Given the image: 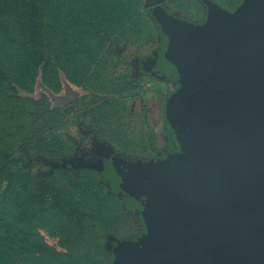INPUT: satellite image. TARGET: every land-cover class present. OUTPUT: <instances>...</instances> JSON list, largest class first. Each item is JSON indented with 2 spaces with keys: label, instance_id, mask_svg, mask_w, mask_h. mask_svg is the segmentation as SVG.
I'll return each instance as SVG.
<instances>
[{
  "label": "rangeland",
  "instance_id": "374dc122",
  "mask_svg": "<svg viewBox=\"0 0 264 264\" xmlns=\"http://www.w3.org/2000/svg\"><path fill=\"white\" fill-rule=\"evenodd\" d=\"M140 1L143 16L138 18L133 15L134 5ZM216 4L221 3L134 0L128 7L116 4L115 14L101 25L127 26V31L103 42L95 61L90 50L50 53L48 75L42 70L44 62L36 69L27 54L14 53L10 46L2 53L0 264H115V251H108L110 237L143 242L145 226L137 211L142 201L107 177L123 180V166L117 164L123 161L129 168L151 169L152 182L159 183L170 164L189 160L184 156L187 148L193 158L200 156L206 139L196 130L195 115L184 116L188 107H196L197 112L205 98L201 93L192 105L180 102L196 83L195 75L185 66H161L175 41L170 25L158 14L164 11L203 27L211 20L207 11ZM72 161L102 165L108 175L75 168L69 164ZM96 186L120 202L136 227L132 236L107 232L99 239V250L87 242L74 248L69 236L67 241L59 236L62 227L55 223L49 232L46 223L36 219L51 210L63 217L72 215L68 208L77 207L80 196ZM90 216H81L83 224H89Z\"/></svg>",
  "mask_w": 264,
  "mask_h": 264
},
{
  "label": "water",
  "instance_id": "95a60500",
  "mask_svg": "<svg viewBox=\"0 0 264 264\" xmlns=\"http://www.w3.org/2000/svg\"><path fill=\"white\" fill-rule=\"evenodd\" d=\"M158 17L174 33L165 57L195 75L180 102L192 105L204 95L197 112L188 107L184 117L195 115L206 144L198 159L187 148L189 160L170 164L159 183L151 169L117 162L126 170L119 187L143 198L144 207L164 211L174 235L152 250L147 234L142 243L112 236L110 242L119 243L115 264L168 260L175 253L187 264H264V0H245L235 13L211 5L203 27L164 11Z\"/></svg>",
  "mask_w": 264,
  "mask_h": 264
},
{
  "label": "trees",
  "instance_id": "16d2710c",
  "mask_svg": "<svg viewBox=\"0 0 264 264\" xmlns=\"http://www.w3.org/2000/svg\"><path fill=\"white\" fill-rule=\"evenodd\" d=\"M133 1L0 0V83L3 86L4 54L2 53L6 54L10 47L14 53L20 51L27 54L30 61H33L32 66L36 69L44 62L42 70L47 75L51 70L50 53L81 54L90 50L89 53L95 61L102 52L99 46L103 42L111 40L114 36L119 37L127 31V26L121 29L104 27L101 25L102 21L115 14L116 4L128 7ZM218 1L226 7H232L241 0ZM141 9H143L142 1L134 5L133 15L141 18L143 16ZM133 17L135 20L136 17ZM141 29L140 27L139 30ZM175 58L176 55H173L170 59ZM169 63L170 60L164 57L161 66L165 67ZM68 77L72 80L70 76ZM46 80L48 81V78ZM110 197L105 196L102 186H96V190L80 196L79 203H76L77 207L72 204L68 208L72 211V215L65 214L66 217H63L51 210L42 212L36 219L45 222V227L49 232L50 229H54L55 223L62 227L63 230H60L59 236L63 241L65 236L66 241L69 236V244H72L74 248L87 242L86 244L99 250V239L107 232H113L119 237H129L134 234V228L136 229L122 209L120 202L112 201ZM74 214L77 215L73 216ZM83 214L91 215L88 217L91 219L88 225L83 224L81 218ZM140 214L147 230L146 234L149 236L147 248L152 250L165 246L174 235V232L170 230L171 223L166 221L168 218L166 213L158 209H148L142 203ZM176 246H179V243ZM134 264L187 263L181 261L175 253L168 260L154 261L142 258Z\"/></svg>",
  "mask_w": 264,
  "mask_h": 264
},
{
  "label": "flooded vegetation",
  "instance_id": "af4514ba",
  "mask_svg": "<svg viewBox=\"0 0 264 264\" xmlns=\"http://www.w3.org/2000/svg\"><path fill=\"white\" fill-rule=\"evenodd\" d=\"M170 64V63H169ZM105 168V167H104ZM123 170H124V174L126 173V170H125V167L123 166ZM105 176L108 175V171L106 170V168L104 169V172H102ZM109 179V182H112V183H116L118 186L122 183V179L118 176H109L107 177ZM144 200L143 198L140 200L142 201ZM137 211L139 213V218H140V221L144 224V222L142 221V218H141V214H140V207L137 208ZM145 226V225H144ZM145 234L147 233V230H146V227H145ZM118 245L119 243H112L111 247H112V250H111V254H113V252L118 248Z\"/></svg>",
  "mask_w": 264,
  "mask_h": 264
},
{
  "label": "crops",
  "instance_id": "0c3cea01",
  "mask_svg": "<svg viewBox=\"0 0 264 264\" xmlns=\"http://www.w3.org/2000/svg\"><path fill=\"white\" fill-rule=\"evenodd\" d=\"M244 1L245 0H241L239 3H237V4H235L234 6H232V7H226V6H224L222 3L221 4H216V6L218 7V8H220V9H223V10H225V11H228V12H230V13H235V12H237L238 10H239V8L243 5V3H244ZM209 11H210V9L207 11V13H206V18H209ZM128 242V241H127Z\"/></svg>",
  "mask_w": 264,
  "mask_h": 264
}]
</instances>
